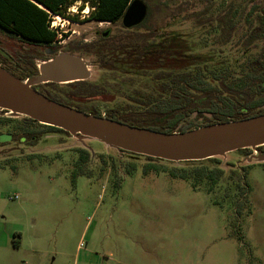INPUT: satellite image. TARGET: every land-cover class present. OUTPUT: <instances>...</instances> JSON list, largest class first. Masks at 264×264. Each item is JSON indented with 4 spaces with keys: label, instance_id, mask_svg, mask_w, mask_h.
<instances>
[{
    "label": "rangeland",
    "instance_id": "obj_1",
    "mask_svg": "<svg viewBox=\"0 0 264 264\" xmlns=\"http://www.w3.org/2000/svg\"><path fill=\"white\" fill-rule=\"evenodd\" d=\"M144 2L156 21L163 18L167 23L160 41L174 48L178 58L190 57L210 69L230 67L235 76L250 70L246 61L257 53L243 49L249 39L237 36L222 45L219 27L233 19L246 24L243 34L254 30L264 0ZM91 10L81 1L67 10L78 22L52 18L50 28L58 34L52 46L28 45L0 31V68L30 79L32 69L38 72L43 62L69 54V49L95 44L104 33L111 37L127 31L121 21L87 22ZM71 55L91 65L86 82L105 84L107 93L69 100L63 95L66 84L33 89L59 95L73 106L94 107L102 117L108 111L124 115L126 99L111 88L124 76L100 69L86 53ZM132 81V86H122L123 92L145 90L150 78ZM25 118L0 109V135L12 137L0 143V264H264V145L213 158L218 164L172 162L143 155L128 144L81 141L62 132L43 134L33 145L22 139L28 127ZM32 129L44 131L38 125ZM79 149L86 150L89 159L86 175L73 181ZM146 164L190 173L218 168L223 175L212 189L206 180L194 189L192 180L144 174Z\"/></svg>",
    "mask_w": 264,
    "mask_h": 264
},
{
    "label": "trees",
    "instance_id": "obj_2",
    "mask_svg": "<svg viewBox=\"0 0 264 264\" xmlns=\"http://www.w3.org/2000/svg\"><path fill=\"white\" fill-rule=\"evenodd\" d=\"M81 1L92 9L85 18L87 22L115 24L121 21L132 0H0V31L10 37L19 38L28 45L52 46L58 42L56 30L50 28L52 18L60 17L78 22V18L68 15L67 10ZM140 1L145 4L147 12L145 19L133 28L136 31L127 30L111 37L107 35L95 44L66 51L69 54L86 53L95 59V64L100 69L109 71L114 76L116 74L124 76L117 87H111L126 99L124 115L118 116L117 111H108L104 118L157 133L175 134L264 114V55L259 56L264 52V12L259 17V27L244 34L242 33L246 28V24H242L244 22L236 23L231 19L228 23L224 21L219 27L224 41L222 45L241 36L240 38L249 39L246 42L249 45L244 44L243 49L257 53L253 59L248 58L246 61L251 65V68L248 67L250 70L235 76L234 69L230 67L224 71L221 68L210 69L206 64L190 61V57L178 58L174 48L160 41L161 38L163 39L162 32L167 27V23L163 18L156 21L150 7L144 0ZM83 6L78 10H82ZM253 13L254 10L248 12L246 22L250 21ZM254 41L260 42V45H253ZM4 60L7 63L11 62L9 57H5ZM3 70L15 76L14 73ZM32 70L34 71L32 76L37 75V69ZM137 77L150 78L149 85L144 87L145 90L123 92L122 86L124 84L132 86V80ZM15 78L21 81L28 79L20 76ZM47 84L55 86L52 83ZM107 91L105 84L81 81L66 84L63 95L69 100L91 99L102 96ZM43 95L80 112L102 117L94 107L80 104L73 106L59 95ZM193 119H201V121L196 123ZM24 122L28 127L22 132V139H28L33 145L43 134L52 132L68 134L54 127L40 125L29 118H25ZM35 125L40 126L44 131L32 129ZM245 150L240 151L244 153ZM77 152L78 161L72 175L73 181L77 176L86 175L84 166L89 159L86 150L79 149ZM207 160L218 164L213 158ZM149 171L168 173L170 177L184 181L192 180L191 185L194 189L205 180L212 189L223 175V171L218 168H200L190 173L146 164L143 173ZM240 191L244 195L245 189L241 188ZM241 206L240 203L237 205V213H240Z\"/></svg>",
    "mask_w": 264,
    "mask_h": 264
},
{
    "label": "water",
    "instance_id": "obj_3",
    "mask_svg": "<svg viewBox=\"0 0 264 264\" xmlns=\"http://www.w3.org/2000/svg\"><path fill=\"white\" fill-rule=\"evenodd\" d=\"M146 12L143 2L132 0L122 16V27L125 30L133 29L145 19ZM89 66L81 58L63 54L43 62L37 75L25 81L0 68L9 78V91L0 95V109L24 115L40 125L60 129L81 141L93 139L112 146L128 144L143 155L172 162L207 160L264 145V114L184 133L163 134L80 112L33 89L47 83L86 81ZM208 132L211 136L207 135ZM216 132L222 134L216 135ZM11 138V135H0V143L8 142Z\"/></svg>",
    "mask_w": 264,
    "mask_h": 264
},
{
    "label": "bare ground",
    "instance_id": "obj_4",
    "mask_svg": "<svg viewBox=\"0 0 264 264\" xmlns=\"http://www.w3.org/2000/svg\"><path fill=\"white\" fill-rule=\"evenodd\" d=\"M8 75L0 69V95H4L5 92H8ZM210 132V131H209ZM207 133L208 136H211ZM221 132H216V135H221Z\"/></svg>",
    "mask_w": 264,
    "mask_h": 264
},
{
    "label": "flooded vegetation",
    "instance_id": "obj_5",
    "mask_svg": "<svg viewBox=\"0 0 264 264\" xmlns=\"http://www.w3.org/2000/svg\"><path fill=\"white\" fill-rule=\"evenodd\" d=\"M106 35L103 34V37H105ZM52 84H55V83H52ZM56 85V84H55Z\"/></svg>",
    "mask_w": 264,
    "mask_h": 264
}]
</instances>
